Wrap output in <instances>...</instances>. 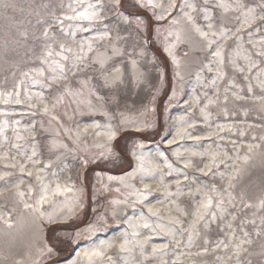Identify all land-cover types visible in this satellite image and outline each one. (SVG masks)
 Instances as JSON below:
<instances>
[{"label":"rangeland","instance_id":"1","mask_svg":"<svg viewBox=\"0 0 264 264\" xmlns=\"http://www.w3.org/2000/svg\"><path fill=\"white\" fill-rule=\"evenodd\" d=\"M27 213L23 264H264V0H0V229Z\"/></svg>","mask_w":264,"mask_h":264},{"label":"bare ground","instance_id":"2","mask_svg":"<svg viewBox=\"0 0 264 264\" xmlns=\"http://www.w3.org/2000/svg\"><path fill=\"white\" fill-rule=\"evenodd\" d=\"M171 5L172 4L170 3L169 5H166L165 7H161L164 9L161 11L164 14H169L170 11L172 10ZM112 63L113 62H111V64ZM86 97L93 104H94V102L96 103V100H99L101 104H104V102H105L103 99L101 100V99L96 98V96L93 93H87ZM100 103H98V104H100ZM119 103H120L119 99L116 97V95H114V97L112 98V102L110 104L103 106L102 111L101 110H98V111L85 110V119H91L93 126H90L89 128L85 127L82 129V131H79L75 135L77 137H85V140L86 139H87V141L90 140V144H95V145H99V146L102 144H105L107 141H110L108 139L107 135L104 134L108 130L109 127L104 126L102 123L101 124L97 123V122H95V120L98 117L102 118L104 116L105 111L106 112H112V113L120 112L122 108H120ZM97 125L99 127H97ZM106 125H108V124H106ZM67 129L68 128H66V127L64 128L65 134L68 136H71L68 133L69 131ZM97 132H99L101 134L97 135ZM187 136L189 137L190 135L188 134ZM60 137L62 139H64V137L62 135ZM93 138H95V139H93ZM73 141L75 142V137H73ZM88 144H89V142H88ZM55 184H57V183H55ZM41 188H46V186L43 185V186H41ZM66 190H67V188H63V189H61V191H60V188H56V190L54 191L53 194H50L47 197H45V194L43 196L45 197V199H47V198L49 199L52 195H59L61 193L63 194L64 192H66ZM39 192H41V189H39L38 194H39ZM40 197L41 196L38 195L39 205L42 204V202H43V201H41ZM142 198H144V195H140V200ZM70 215H71V213L67 214L66 217H63V219L61 221L69 218ZM24 220H25V222H24ZM34 223H35L34 215L31 213H27L23 217V220L21 221L20 226L18 227L19 229L22 230L23 233H18L17 238L15 237V235L13 233H11V231H9L10 228L8 230L0 229V257H5V255L11 256V258H13L15 260V262H17L19 264H23V262L25 261V257H23L24 252L26 253V255L28 256L29 259L33 258L29 252L31 243L27 244L25 242V246H21L22 247V250H21V249H18V247L21 245V244H19L18 240L19 239H21V240L23 239L25 241L29 240V242L33 241V243H34V236H35ZM16 235H17V233H16ZM36 235H38V234H36ZM19 236H20V238H19ZM17 245H19V246H17ZM36 246L38 247V245H36ZM101 257H102V253L100 252V243L98 241H90L88 244H86V245L84 244L83 246H80V247L75 249V251L73 252L71 264H77V262H79V260L82 258H85L86 260L87 259H93V264H97V261H99V259H101ZM0 264H2V263L0 262Z\"/></svg>","mask_w":264,"mask_h":264},{"label":"snow or ice","instance_id":"3","mask_svg":"<svg viewBox=\"0 0 264 264\" xmlns=\"http://www.w3.org/2000/svg\"><path fill=\"white\" fill-rule=\"evenodd\" d=\"M116 2H117V4H118V3H119V0H116ZM149 3L151 4V3H152V0H149ZM157 6H158V5L153 4V7H157ZM92 7H93L92 5H89V6H88V8H92ZM252 11H253L252 9H248V12H249V13H251ZM186 15H187V14H186ZM66 18L69 19V20L79 19V20L93 21V20H96V19L99 18V12H97V11H91V12H89L88 9H85L84 11L77 12L75 16H67ZM163 18H164L163 16H157V19H163ZM188 18H189V20L192 19L191 16H189ZM209 27H211V25H209ZM196 31L199 32L201 36H206V35H207V33L203 32V31H202L201 29H199V28H197ZM45 35H47V31H45ZM60 48H61V52L65 51L63 45H61ZM89 50H91V45H89ZM67 51H71V49H67ZM47 55H48V56H51L52 53H51V52H48ZM215 55L219 56V55H220L219 51H217V52L215 53ZM63 59H64V60H67L68 57L64 56ZM43 62H44V61H42V63H43ZM57 67L60 69V73H61V75H63V71H64V67H63V65H61V64L58 63V64H57ZM34 71H37L39 75H43V74H44V70H43V69H36V70H34ZM116 71H119V69H116ZM25 75H27V73H25ZM53 79H55V77H53ZM9 95H10V94H9ZM4 102L7 103L8 101L5 100ZM16 102L19 103L20 101L17 100ZM89 103H90V102H89ZM45 111H47V107H45ZM97 127H99V126L97 125ZM100 134H101V133L97 132V135H100ZM104 134L107 135V137H108L109 140L113 139V138L115 137V135H116V133H115L114 131L111 130V127H110V126H109L108 131H107L106 133H104ZM170 143H171V141H170ZM161 155H162V154H161ZM185 166H187V164H186ZM21 170L23 171V167L21 168ZM139 170H141V171L144 170V163H143V160H141V163H140V166H139ZM30 174H31V173H29V175H30ZM145 187H147V186H145ZM21 195H23V193H21ZM44 198H45V197L42 195V196H41V201H43ZM25 207H30V205H27V204H26ZM150 211H151V209H150ZM0 219H2V218H0ZM8 226L11 227L12 225L9 224ZM126 243H127V241H126ZM48 251H51V249H48Z\"/></svg>","mask_w":264,"mask_h":264}]
</instances>
